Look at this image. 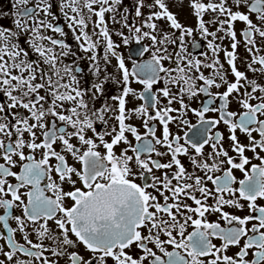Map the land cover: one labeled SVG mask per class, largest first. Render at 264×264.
Here are the masks:
<instances>
[{"label":"snow or ice","instance_id":"snow-or-ice-1","mask_svg":"<svg viewBox=\"0 0 264 264\" xmlns=\"http://www.w3.org/2000/svg\"><path fill=\"white\" fill-rule=\"evenodd\" d=\"M56 2L79 49L91 53L86 58L97 80L81 87L76 74L83 69L64 62L75 53L63 39L67 33L53 0H37L31 8L29 0H14L16 30L0 27V94L6 98L0 102V225L6 230H0V264H264V204L258 203L264 200V84L247 74L264 79V0H189L195 30L205 40L212 37V55L201 53L204 60L188 53L185 37L194 29L178 21L166 0H134L131 24L128 8L116 17L123 0ZM109 21L128 29L130 35L115 33L124 45L149 39L151 59L133 61L130 70L116 51ZM237 22L244 24L240 34L251 57V63L242 61L246 71L237 67ZM23 33L28 48L19 41ZM224 39L231 51L216 43ZM110 56L119 79H100V61L107 65ZM110 79L121 85L120 93L95 107ZM161 81L163 87L154 89ZM201 96V106L191 107ZM189 112L199 126L186 118ZM209 113L217 117L206 118ZM173 123L191 136L174 134ZM221 124L227 136L212 132ZM206 146L211 151L205 153ZM242 201L247 215L225 210L244 211ZM230 248L237 251L229 255Z\"/></svg>","mask_w":264,"mask_h":264},{"label":"flooded vegetation","instance_id":"flooded-vegetation-1","mask_svg":"<svg viewBox=\"0 0 264 264\" xmlns=\"http://www.w3.org/2000/svg\"><path fill=\"white\" fill-rule=\"evenodd\" d=\"M36 3H37V0H29V4L26 7H30V8L34 7V5ZM53 3H54V7H53L52 10L57 16L60 17L59 23L65 27V31L67 33V36L65 38H63V39H66V42H68L71 45L73 53H75V55H70L68 57H65L64 58V62L68 63V64H72L73 62H75V64L77 66H79L80 68L83 69V71L81 73H77L76 75L78 76V79H80L81 87L88 88V87L91 86L92 83L96 82V80H97V77H95L92 74V72L90 71V69H89L90 61L86 58L87 56L91 55V53H84V52H82L79 49V47L77 46L76 41L73 38V35H72L71 31L66 26V22L64 21L63 17L60 15L58 3L56 2V0H53ZM13 4H14V0H0V27H5V28H10L12 30H16L15 24H14V19L16 17H15V9L13 8ZM188 4H189V0H188L187 4H184L182 6L177 7L180 10H177L176 8H173V7H170V6H168V7H169V10L174 15L177 16V19H178V21L181 24H183L185 27H191V28L194 29L193 35L191 37H188V36L185 37V45L187 47L188 53H190L193 56H196V57L204 60V57L201 55V53L207 52L209 57H211V55H212L211 50L207 48V42H208V40H211L212 37H208L207 40H205L201 36V34L198 31L195 30L196 27H197V18L193 14V11L188 6ZM118 8H119V11L116 13V17L119 20L120 16L123 14V10H124L125 6L122 3L120 6H118ZM128 9L129 10L133 9V5H132V7H129ZM174 9H176V10H174ZM144 11H145V15H147L149 10L145 9ZM133 14H134L133 10H130V12H129V23L130 24L134 22L132 20V15ZM40 15L43 16V13H40ZM109 15L110 14H106V20H108ZM252 18H253V20H255V15H253ZM95 19L96 18L93 17V20H95ZM205 19L206 20L208 19V15H205ZM139 22H140L139 20L135 21V23H137V25H139ZM158 23L161 26H166L164 21H159ZM108 26H109L110 34L112 35L113 42L115 44L119 45V47L116 49V51L124 56L126 66H128L130 70H131V68L133 66V61H135L137 63H145V62H147V61H149L151 59L152 52L155 49L152 48V42L149 39H143L139 43L136 42L135 39H130L129 44L128 45H124L123 41H122V37L116 35L115 33L117 31H123L125 35H130L129 32H128V29L127 28H122V26L120 24H113L110 21H109ZM235 27H236V30H237V39L241 41V43L238 45V48H237V53H238V55L240 57V59L237 61V67H238V69L240 71H246L245 63H243L242 61H244V59L247 58V63H251V57L249 56V54L247 52H245V49L243 47V40H242V37H241V34H240V29L244 28V24L242 22H237ZM144 30L147 31L148 29L145 28ZM211 30H214V29H210V31ZM89 31H91V28L89 29ZM169 31H173V30L169 29ZM48 35H52L55 38H61V37L58 36V34H54L51 31L48 32ZM175 35L178 37L180 35V32L178 30H175ZM27 36H28V34L23 33L19 37V41H20L22 47H25V48H28V45L26 43H24L25 40L27 39ZM256 39H257V46H261L260 38L257 36ZM193 43H198L199 47L198 48H194L193 47ZM216 43H220L222 48L227 47V49L229 51H231V48H230L231 41H230V39H224L222 42L217 40ZM143 48H150L151 50L148 51V52H144L142 55H136L135 54V50H140V49H143ZM168 48H169L170 52L178 51V47L176 45H169ZM259 54L260 55H264V47L261 48V52ZM99 55L100 56L103 55V41H101V47L99 49ZM30 58L31 59H36L35 55H33L31 52H30ZM109 59H110L111 62L109 64H107V65H105V63H104V61L102 59L100 61L101 67H102V73H101L100 79H103V76L107 75V74H111L115 79H119L120 73H119V71H118V69L116 67L117 60H116L115 57H111V56L109 57ZM219 59H220L221 63L224 64L225 69H229V66L225 62V57H224V52L223 51H220ZM206 62H208V61H206ZM164 63H165V66H174V65H170L169 62H167V61H165ZM104 68H106V72L103 71ZM202 71H204L205 75H209L210 72H211L210 69H202ZM247 74H248L249 78L257 79L258 82L264 84V79H260L259 74H254V73H251V72H248ZM115 79H110L109 81H107L104 84V88H105L104 94L102 96H99L96 99L95 104H94L95 107H100L105 102H108L110 104L113 103V101H111L110 97L113 96V95H118L120 93V91H121V85L116 83ZM229 80L230 81L233 80V77L231 76L230 71H229ZM132 87L135 88L138 92L143 90V86L140 85V84H137L135 82H133ZM160 87H163V81H161L160 84L154 86V89L160 88ZM212 91L216 92L217 89L213 88ZM219 91L222 92V91H224V89L221 88V89H219ZM41 94H43V93H41ZM5 99L6 98H3L2 94H0V102H5ZM205 99H206L205 97L201 96L199 99H197V100L192 102L191 107H193V108L200 107L201 103ZM134 103H135V105L138 106V105L142 104L143 101L136 100ZM166 103H167V101L164 100L163 104H166ZM218 104H219V101H217V105ZM132 106L133 105L130 103L129 107H132ZM172 106L176 107V108L179 107L178 104H173ZM13 111H16V110H13ZM20 111H23V109H20ZM150 111H151V109H150ZM173 115H178V113H174ZM209 117H217V114L216 113H209V114H207L206 118H209ZM186 118L190 121L191 124H195V125L199 126L198 118L195 116L194 113L189 112L187 114ZM9 120H11L10 116H9ZM133 122L136 123L137 126H139V121L134 120ZM110 123H115V121H110ZM97 127H98V130H99V125H97ZM158 129H159V126H158ZM170 129H171V131L174 134H180L181 136H183L185 132H188L189 136H191V134H192L188 130L187 127H184L183 129H180V128H178L176 126L175 123L170 124ZM140 130H141L142 134L145 131L143 128H141ZM216 131L224 132L225 135L227 136V131H226L225 126L223 124L219 125L217 128H213L212 129L213 133H215ZM88 135L91 136L92 133L89 132ZM157 135L158 136L160 135V131L159 130L157 131ZM237 135L240 137L242 142L246 143V140H245L244 136L241 133L237 132ZM129 138L133 139L132 137H129ZM146 138L147 139H151V137H146ZM133 143H135L134 139H133ZM182 143H183V141H182ZM157 148H159L161 151H164V149L160 148V146H157ZM209 151H211L210 147L206 146L205 147V153H207ZM257 151L259 152L260 150L257 149ZM129 154H131V153H129ZM230 154L234 155V153H230ZM260 154L262 156H264V152H262ZM246 155L251 158L253 154L251 152H246ZM153 158H156L154 156V154H153ZM165 159H169V158L166 157ZM182 159L187 164V160L185 158H182ZM252 162L253 163H259V161L254 160V159L252 160ZM69 163H72L71 158H69ZM189 170L191 171V169H189ZM155 174L156 175H160L159 172H156ZM221 174L222 173H217V175H221ZM234 174L237 176L238 180L243 178V174L240 173L238 170H235ZM140 182H141L140 180H137V183H140ZM175 183H176V181L174 180L173 184H175ZM209 187H212L210 182H209ZM149 191H152V190L149 189ZM188 203H192V202L188 201ZM242 203H245V210L244 211H236L235 209H228V208H226L225 210L235 212V214L240 215V216L247 215L248 211H247L246 202L242 201ZM258 203L259 204H264V200H258ZM17 214H19V210H17ZM209 219L210 220H215L216 216H214V215L213 216H209ZM49 223L51 224L52 222H49ZM10 225L12 227H16L15 221H10ZM250 226L251 225H249V227ZM0 230H3L2 225H0ZM191 230L192 229L189 228V231H191ZM3 231H5V233H6V230H3ZM30 238H33L35 240L34 237H30ZM17 239L20 240V234H17ZM213 242L216 243V244L220 243V241H218V240H214ZM0 243H3V241H0ZM5 250H7V249H5ZM169 250H171V249H169ZM235 251H237V249L230 248L228 254L231 255ZM2 258L3 257H0V259H2ZM109 264H111V261H109Z\"/></svg>","mask_w":264,"mask_h":264},{"label":"rangeland","instance_id":"rangeland-1","mask_svg":"<svg viewBox=\"0 0 264 264\" xmlns=\"http://www.w3.org/2000/svg\"><path fill=\"white\" fill-rule=\"evenodd\" d=\"M166 3H167V6H170V7L176 8L177 10H180L177 7L182 6L184 4H187L188 0H166ZM123 4H124L125 8L132 7V5L134 4V0H124ZM176 9H174V10H176ZM130 10H133V9H130ZM130 10H129V12H130Z\"/></svg>","mask_w":264,"mask_h":264}]
</instances>
